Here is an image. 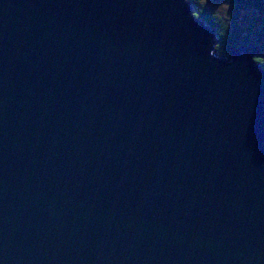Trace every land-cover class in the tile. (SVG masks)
Masks as SVG:
<instances>
[{
	"label": "water",
	"instance_id": "water-1",
	"mask_svg": "<svg viewBox=\"0 0 264 264\" xmlns=\"http://www.w3.org/2000/svg\"><path fill=\"white\" fill-rule=\"evenodd\" d=\"M187 0H0V264H264V70Z\"/></svg>",
	"mask_w": 264,
	"mask_h": 264
},
{
	"label": "trees",
	"instance_id": "trees-1",
	"mask_svg": "<svg viewBox=\"0 0 264 264\" xmlns=\"http://www.w3.org/2000/svg\"><path fill=\"white\" fill-rule=\"evenodd\" d=\"M228 4L230 10L223 20L202 0H187L192 14L215 31V53L229 57V48L253 40L258 54L255 63L264 70V0H210Z\"/></svg>",
	"mask_w": 264,
	"mask_h": 264
},
{
	"label": "rangeland",
	"instance_id": "rangeland-1",
	"mask_svg": "<svg viewBox=\"0 0 264 264\" xmlns=\"http://www.w3.org/2000/svg\"><path fill=\"white\" fill-rule=\"evenodd\" d=\"M206 7H209L213 10L217 15H219L223 20H226L229 15V6L228 4L221 3V2H213L210 0H202Z\"/></svg>",
	"mask_w": 264,
	"mask_h": 264
}]
</instances>
